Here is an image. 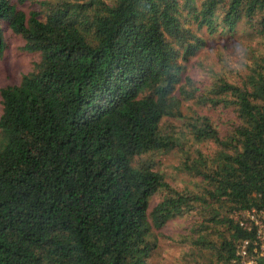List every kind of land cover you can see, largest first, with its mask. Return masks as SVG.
<instances>
[{
	"label": "trees",
	"instance_id": "16d2710c",
	"mask_svg": "<svg viewBox=\"0 0 264 264\" xmlns=\"http://www.w3.org/2000/svg\"><path fill=\"white\" fill-rule=\"evenodd\" d=\"M24 1L0 0V49L5 21L38 55L0 87V264H149L183 215L173 264H264L243 215L264 223V0ZM208 36L240 59L218 52L199 85L187 61ZM172 149L202 186L153 166Z\"/></svg>",
	"mask_w": 264,
	"mask_h": 264
},
{
	"label": "rangeland",
	"instance_id": "374dc122",
	"mask_svg": "<svg viewBox=\"0 0 264 264\" xmlns=\"http://www.w3.org/2000/svg\"><path fill=\"white\" fill-rule=\"evenodd\" d=\"M14 1V0H12ZM17 8L27 11L29 9L39 10L36 1L25 0L23 3H17ZM2 47L0 49V87L6 84L18 83L21 75L32 68V63L37 60V52H30L23 48L24 41L19 34L11 31L5 21L1 22ZM207 43L204 47L197 50L187 61V71L196 76L199 85H203L208 78L202 74L203 65L216 64L217 54H221L228 58L229 64H225L226 68L234 67L240 59L239 52L228 44L227 47L215 44L219 38L217 36L206 37ZM243 44V43H241ZM201 62V66L198 65ZM219 65V64H218ZM217 66V64L215 65ZM196 108L198 106L194 105ZM204 108H206L204 106ZM229 110H214L211 112L214 122L219 123ZM205 151L213 149L210 142L194 144ZM154 162V167L164 174L165 180L171 187L182 189L184 187L196 189L203 184L199 182L193 175L189 174L183 168L180 152L172 149L165 153H154L150 155ZM163 191H158L151 196V204H154ZM192 215L174 216L157 229V246L153 250L149 258V264H173V262L181 255L185 249L186 241H183V234L190 225Z\"/></svg>",
	"mask_w": 264,
	"mask_h": 264
},
{
	"label": "built area",
	"instance_id": "2783aa9c",
	"mask_svg": "<svg viewBox=\"0 0 264 264\" xmlns=\"http://www.w3.org/2000/svg\"><path fill=\"white\" fill-rule=\"evenodd\" d=\"M262 212H259L258 214L255 213V211L252 209L250 211H244L243 215L248 220H251L253 224L256 225V241L254 242L256 245L253 246V251H258V253H264V223L263 219L260 217V215L263 216V214H260ZM247 244V240H242V242L239 244L238 249L236 253L240 254L241 256L246 255V249L245 245ZM255 261L252 257L243 259L242 264H253Z\"/></svg>",
	"mask_w": 264,
	"mask_h": 264
}]
</instances>
